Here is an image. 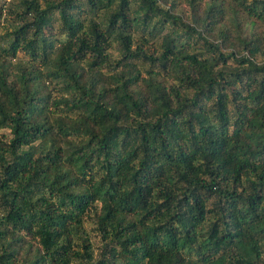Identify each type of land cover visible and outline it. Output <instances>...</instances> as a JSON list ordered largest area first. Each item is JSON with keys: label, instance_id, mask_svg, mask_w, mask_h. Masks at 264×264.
I'll list each match as a JSON object with an SVG mask.
<instances>
[{"label": "trees", "instance_id": "obj_1", "mask_svg": "<svg viewBox=\"0 0 264 264\" xmlns=\"http://www.w3.org/2000/svg\"><path fill=\"white\" fill-rule=\"evenodd\" d=\"M0 131V264H264V0H0Z\"/></svg>", "mask_w": 264, "mask_h": 264}, {"label": "rangeland", "instance_id": "obj_2", "mask_svg": "<svg viewBox=\"0 0 264 264\" xmlns=\"http://www.w3.org/2000/svg\"><path fill=\"white\" fill-rule=\"evenodd\" d=\"M16 1V0H14ZM112 54L115 55V53L112 51ZM0 132H3V134L5 136H7V132L6 131H0ZM85 228L87 229L89 235H90V238L91 240L93 241L94 245H95V242L97 243V236L95 235L93 229H92V226L91 225H88V224H85Z\"/></svg>", "mask_w": 264, "mask_h": 264}]
</instances>
